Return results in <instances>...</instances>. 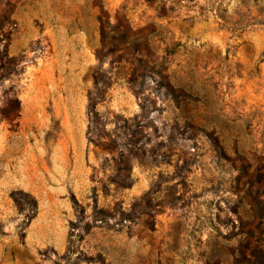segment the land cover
Segmentation results:
<instances>
[{
	"label": "rangeland",
	"instance_id": "374dc122",
	"mask_svg": "<svg viewBox=\"0 0 264 264\" xmlns=\"http://www.w3.org/2000/svg\"><path fill=\"white\" fill-rule=\"evenodd\" d=\"M0 264H264V0H0Z\"/></svg>",
	"mask_w": 264,
	"mask_h": 264
},
{
	"label": "trees",
	"instance_id": "16d2710c",
	"mask_svg": "<svg viewBox=\"0 0 264 264\" xmlns=\"http://www.w3.org/2000/svg\"><path fill=\"white\" fill-rule=\"evenodd\" d=\"M214 143L217 145L219 143V141H217V142L214 141ZM220 147L222 148V150L224 149L223 146H220Z\"/></svg>",
	"mask_w": 264,
	"mask_h": 264
},
{
	"label": "crops",
	"instance_id": "0c3cea01",
	"mask_svg": "<svg viewBox=\"0 0 264 264\" xmlns=\"http://www.w3.org/2000/svg\"><path fill=\"white\" fill-rule=\"evenodd\" d=\"M1 185H4L3 183H1Z\"/></svg>",
	"mask_w": 264,
	"mask_h": 264
}]
</instances>
